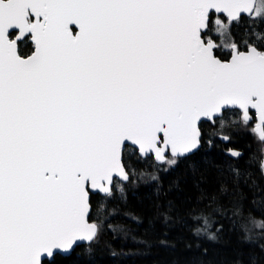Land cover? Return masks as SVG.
<instances>
[{
	"label": "snow or ice",
	"instance_id": "1",
	"mask_svg": "<svg viewBox=\"0 0 264 264\" xmlns=\"http://www.w3.org/2000/svg\"><path fill=\"white\" fill-rule=\"evenodd\" d=\"M238 129L264 176V0H0V264L91 257L137 163L167 172ZM225 154L234 187L251 178ZM240 227L264 237V218ZM222 228L194 217L195 235Z\"/></svg>",
	"mask_w": 264,
	"mask_h": 264
},
{
	"label": "trees",
	"instance_id": "2",
	"mask_svg": "<svg viewBox=\"0 0 264 264\" xmlns=\"http://www.w3.org/2000/svg\"><path fill=\"white\" fill-rule=\"evenodd\" d=\"M217 129L218 125L204 124L205 141ZM218 136L212 137V147L205 142L195 155L167 172L137 163L136 183L126 186V200L110 202L116 211L103 218L91 257L81 245L69 256H56L54 264H264V237L254 233L246 240L240 227L250 218H264V176L257 167H247L252 154H259V143L246 129L233 130L228 144ZM228 147L244 154L239 167L251 172L250 179L242 177L235 187L227 171ZM234 201L244 210L235 224L218 211L221 205L229 209ZM98 202L99 197L93 199V219ZM200 215L223 225L215 239L208 233L194 234V217Z\"/></svg>",
	"mask_w": 264,
	"mask_h": 264
},
{
	"label": "water",
	"instance_id": "3",
	"mask_svg": "<svg viewBox=\"0 0 264 264\" xmlns=\"http://www.w3.org/2000/svg\"><path fill=\"white\" fill-rule=\"evenodd\" d=\"M218 139L220 140V141H222L220 138H219V136H218ZM223 142V141H222ZM81 245H85V244H83V243H81L79 246H81ZM75 249V248H74ZM73 251V250H72ZM72 251H70L69 253H66V254H60L61 256H69L70 254H71V252Z\"/></svg>",
	"mask_w": 264,
	"mask_h": 264
}]
</instances>
